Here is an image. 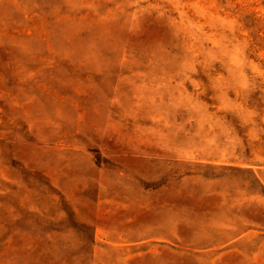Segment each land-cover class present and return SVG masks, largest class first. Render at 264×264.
I'll use <instances>...</instances> for the list:
<instances>
[{"label": "rangeland", "instance_id": "rangeland-1", "mask_svg": "<svg viewBox=\"0 0 264 264\" xmlns=\"http://www.w3.org/2000/svg\"><path fill=\"white\" fill-rule=\"evenodd\" d=\"M0 264H264V0H0Z\"/></svg>", "mask_w": 264, "mask_h": 264}]
</instances>
